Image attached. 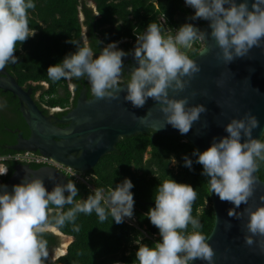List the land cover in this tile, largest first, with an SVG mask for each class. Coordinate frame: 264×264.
Listing matches in <instances>:
<instances>
[{"label": "clouds", "instance_id": "obj_1", "mask_svg": "<svg viewBox=\"0 0 264 264\" xmlns=\"http://www.w3.org/2000/svg\"><path fill=\"white\" fill-rule=\"evenodd\" d=\"M186 5L195 9L190 20L210 21V35L219 48L217 59L225 65L249 56L254 47L264 48V0H253L251 10L248 0L240 3L237 0H186ZM35 7L33 0H0V70L9 63H17L16 45L30 37L28 10ZM208 35L192 23H185L175 34L164 36L155 22L150 23L137 35L134 58L138 67L133 66L128 73L125 101L142 108L151 98L163 113L165 124L178 129L182 135L187 134L207 109L203 104L189 106L188 97L177 99L170 97L169 92L184 91L201 71L200 65L187 53L196 41H205ZM67 42L75 45L76 51L66 55L61 63L49 66V79L55 82L62 78L86 77L96 100L119 99L121 77L125 72L122 57L130 53L118 49L119 42H112L96 57L87 39L82 46L74 39ZM217 85L222 86L223 81H217ZM258 127L257 117L251 111L246 112L242 118H233L227 123L228 135L214 137L207 150L196 149L192 156L196 157L195 163L203 166L201 175L210 177V191L234 205L228 215L238 220L247 216V222L242 225L246 230V246H255L264 253V204L255 210L247 207L243 212L236 211L253 196L257 160L264 161V142L253 137ZM158 130L155 128V132ZM183 160L184 166L192 170L193 160L188 155ZM7 171L0 167V176ZM133 187L132 181L125 178L110 188L106 197L103 189L95 188L86 200H77L79 190L71 179L67 184L56 183L52 191L46 189L43 179L28 176L14 185L12 192L7 191V185H0V264H44L49 255L44 234L53 226L75 225L79 213L90 215L94 211L100 222L111 216L116 224L123 223L126 217L132 218ZM196 196L189 184L173 179L159 183L153 197L155 207L150 208L146 216L159 229L162 240L154 247L139 245L135 254L138 264H189L197 259L214 264L215 250L200 231L199 220L192 216ZM261 200L264 201V196ZM65 205L71 207L64 211ZM189 225L191 231H188ZM74 230L79 231L78 226Z\"/></svg>", "mask_w": 264, "mask_h": 264}, {"label": "trees", "instance_id": "obj_2", "mask_svg": "<svg viewBox=\"0 0 264 264\" xmlns=\"http://www.w3.org/2000/svg\"><path fill=\"white\" fill-rule=\"evenodd\" d=\"M33 2L36 5L35 9L28 10L30 37L23 43H17L15 55L18 61L15 64H7L5 69L19 85L28 82L46 83L45 88L40 85H36L35 88L42 89L40 99L42 101L47 99L46 104L49 105H67L70 102L74 104L82 84L89 87L86 77L71 80L62 78L53 82L47 75L49 66L61 63L66 55L76 51L75 45L67 41L74 39L83 45V27L86 28L88 45L94 53L99 54L101 43L112 42H120L118 47L127 50L125 52H131L134 50L137 35L142 34L150 23L155 22L161 27L163 22L170 28H179L192 21L189 17L195 15V9L187 6L186 0H33ZM90 2L94 4L95 10ZM204 21L198 19V25ZM203 46L204 41H196L188 54L189 57L197 55ZM69 81L75 83L74 96L68 88ZM2 94L7 99L14 96L9 91ZM14 100L17 101L15 97ZM17 105L15 103V106ZM14 111L17 112L16 119L9 121L2 116L0 120V135H10L9 139L0 138V154L13 152V148L7 147L18 141L16 134H12L13 129L21 128L26 137L24 130H27L28 125L23 115L21 117L22 112L18 111V108ZM260 139L264 142L262 135ZM147 148L149 156L143 160V152ZM194 150L196 148L184 136L164 135L152 129L123 137L115 146V150L102 155L97 165L88 172L94 174L90 180L92 187L103 189L105 197L110 188H114L125 178L132 181L134 187L131 191L135 201L132 218L136 224L127 223L125 220L116 224L111 216L105 222H100L94 211L90 215L79 213L75 225L66 223L59 227L65 234L74 236L67 254L54 261L47 259L44 264H138L135 254L139 245L154 247L162 240L158 228L155 234L148 232L150 219L139 209V199L154 200L155 189L165 179H173L194 188L197 196L192 204V216L199 220L202 234L208 236L213 227L214 213L205 176L201 175L203 166L195 163L196 157L192 156ZM185 155L193 160L192 170L184 166ZM171 159L175 160L174 167L169 166ZM4 164L9 166L10 176L13 163L5 161ZM257 164L256 173L264 181V161L257 160ZM133 166L141 172L133 171ZM9 176L4 179L7 181ZM76 186L86 193L84 200L94 191L82 184ZM69 207L71 206L65 205L64 211ZM144 209L149 211L148 203ZM75 226H78L79 231L74 230ZM188 231H191V225ZM45 236L54 240L48 233L44 234V239Z\"/></svg>", "mask_w": 264, "mask_h": 264}, {"label": "water", "instance_id": "obj_3", "mask_svg": "<svg viewBox=\"0 0 264 264\" xmlns=\"http://www.w3.org/2000/svg\"><path fill=\"white\" fill-rule=\"evenodd\" d=\"M240 2L243 0H237V3ZM252 2L253 0H248L250 10ZM188 23L199 26V29L206 31L209 35L204 41L203 48L191 58L200 65L201 71L184 91L178 94L171 90L169 92L170 97L174 96L177 99L188 97L189 106L203 104L207 109L201 114L200 120L193 123L187 134L182 135L178 129L165 124L163 113L159 111L158 105L151 98L142 108H136L131 102L125 101L126 85H120L119 99L111 101L107 98L86 101L82 85L76 107L60 120L56 119V121L72 119L71 124L65 129L54 127L48 121V117L52 116H44L28 95L31 89L28 88L26 92L2 69L0 73L5 74L7 78L0 77V89L18 97L19 109L30 130L29 138L25 139L17 134L19 137L17 144L7 147L13 150L37 151L78 171H83L92 168L107 151L114 150L113 145L119 135L128 136L147 132L150 128L159 129L157 132L164 135H182L196 149L203 152L211 146L214 137L228 135L225 131L227 123L233 118H242L249 111L259 121V127L254 129L253 137L260 139L264 130V48L254 47L249 56L237 58L225 65L223 61L217 59L219 48L216 47V42L210 35V21L205 20L201 25H197L196 20ZM163 30L161 33L164 36L175 34V31H167L166 26H163ZM204 50L206 51L202 54ZM122 58L123 61L131 59L130 64L124 65L125 73L131 72L133 66L138 67L137 61L133 58V52ZM128 65H131L130 69ZM221 80L223 85L218 86L217 81ZM24 104L28 110L23 108ZM79 150L81 153L78 156L72 155ZM14 168L16 171L3 184L7 185L8 192H12L13 186L21 183L26 176L43 179L48 191H52L56 183L63 185L68 182L65 175L50 167L31 170L27 168V165L17 164ZM254 175L257 179L254 194L248 204H242L236 209L237 212H243L247 207L255 210L257 206L264 204L261 200L264 196V181L256 172ZM205 180L214 213L213 227L207 236L208 243L215 250L214 264H264V253L255 246L250 248L245 244L246 230L242 229V225L247 222V216L239 220L230 217L228 212L234 205L220 200L210 191L208 185L210 177L205 176ZM151 205L155 207V200ZM156 229L157 227L149 222L148 232L155 234ZM189 264H208V262L197 259Z\"/></svg>", "mask_w": 264, "mask_h": 264}, {"label": "flooded vegetation", "instance_id": "obj_4", "mask_svg": "<svg viewBox=\"0 0 264 264\" xmlns=\"http://www.w3.org/2000/svg\"><path fill=\"white\" fill-rule=\"evenodd\" d=\"M93 9L95 10V7H94V4H90ZM96 13V11H95ZM194 21V20H192ZM191 22V21H190ZM196 24L198 25V22L196 20ZM163 26H166L164 25V23L162 22L161 23V27L160 28V31L163 32ZM167 27V31H175L178 29L176 27H173V28H170L168 26ZM82 35H83V38L84 40L87 39V36H86V28L83 27L82 29ZM120 43V42H119ZM119 43H118V46H119ZM136 43V42H135ZM108 44H104V43H101V49H103L104 47H106ZM118 49L120 50H123V51H127V50H124L122 47H118ZM133 52V58H134V50H132L131 52H128V53H132ZM190 51H188L187 54H189ZM98 53H95V56L98 57ZM95 58V57H94ZM135 59V58H134ZM123 60V58H122ZM126 64H130L131 63V59L128 58L126 60L123 61V67L124 65ZM128 68L130 69L131 68V65H128ZM3 71L8 74L9 76L13 77L5 68L3 69ZM124 71L126 72V69L124 68ZM123 73L122 77H121V84L120 85H125L127 83V80L129 79V75L128 73L130 72H127V73ZM0 77L2 78H7V76L3 73H0ZM14 78V77H13ZM85 79V77H84ZM16 81V80H15ZM68 88L71 90L72 92V95L74 96L75 94V83L73 81H69L68 83ZM89 84V87L87 88L85 85H83L84 87V94H85V100L86 101H90L92 99H94V97L91 95V85H90V82L88 83ZM36 85H40V86H43L44 88L47 86L46 83H34V82H28L24 85H20L26 92L28 90V88L31 89V92L28 94L30 96V98L32 99L33 103L37 106V108L42 112V114L46 117L48 116H52V117H48V121L50 123H52V125L54 127H57V128H60V129H65L67 128L71 122H72V119H68L66 121H56L57 120H60L62 116H66L67 114H69L77 105V102H78V99H79V96H80V93L82 91V86L80 87L79 89V93L77 95V98L75 100V103L72 104V102H70L69 104L67 105H49V104H46V101L47 99H44V101H42L40 98L41 96V93H42V89L41 88H35ZM2 91V90H1ZM4 91L0 92V120H1V117L3 116V118H6L8 119L9 121H12V119H16V114L17 112L14 111V109H17L18 108V111H21L19 109L20 107V102H19V99L17 96L14 95V97L17 99V101L14 100V97L13 98H10V99H7L2 93ZM89 94V95H88ZM15 103H17L18 105L15 106ZM23 108L26 110H28V107L24 104L23 105ZM21 114V113H20ZM21 117H22V114H21ZM152 129V128H150ZM149 129V130H150ZM18 130V132H17ZM148 130V131H149ZM154 130V129H152ZM16 134V140L19 139V137H17V134L22 136V138H29L30 137V130L27 126V130H24V134H26V137L25 135H23L22 131H21V128H16L12 130V134ZM136 134V133H135ZM10 135L9 134H5L3 136L0 135V138L1 137H4L5 139H9ZM127 135H119L117 137V140L115 142V144L113 145V149L115 150V146H117V144L120 142V140L125 137ZM129 136V135H128ZM57 141H60V140H57ZM18 142V141H16ZM16 142L12 143V144H9L7 146H13L15 144H17ZM11 149V148H9ZM149 149V148H147ZM13 150V149H12ZM114 150H109L107 151L106 153L108 152H111V151H114ZM15 151V150H13ZM18 151H23V150H18ZM147 150H145L143 152V160L144 157H145V153H146ZM37 152V151H35ZM10 153V152H8ZM81 153V150H79V152H73L72 155H79ZM7 154V153H5ZM99 160V159H98ZM9 162H12L13 165H12V171H11V174L10 176L14 173V171H16V169L14 168L15 165H27V168L28 169H31V170H38L40 169L41 167H50V168H53L52 166H49V165H45V164H36V163H31V162H24V161H14V160H7ZM98 161L96 162V164L93 166L95 167L97 165ZM175 164L173 165H170L169 163V166L170 167H174ZM92 167V168H93ZM3 168H6L8 169L7 171V174L4 175L3 177V181H2V185L6 182V180L4 178H6L7 176H9L8 174L10 173V168L8 165L4 164L3 165ZM92 168L90 169H87V170H83V171H79L80 173L90 177V179L92 180L93 177H94V174L93 173H89L88 171L91 170ZM54 170L58 171L57 169L53 168ZM133 171H137V172H141V170L137 169L136 167H132ZM77 170V169H76ZM60 172V171H58ZM61 173V172H60ZM62 175H64L63 173H61ZM9 176V178H10ZM67 179V181L69 180L67 177H65ZM77 184V183H75ZM77 185H80V184H77ZM78 195L76 197L77 200L79 199H84L86 197V193H84L81 189L78 188ZM65 195H69L68 192H65ZM154 200L152 201H146L145 199H139V209H141V211H143L145 214L147 213V211L144 209L145 208V205L146 203H148V205L150 206V208H153L151 203L153 202ZM128 223V222H127ZM50 236H52L54 238V240H51L49 239V237L45 236V239H49L47 240V249H48V260L49 261H54L56 260L58 257L60 256H63L65 254H67L68 252V247L69 245L74 241V236L72 235H68V234H65L62 230H60V228H57L55 226H53L48 232Z\"/></svg>", "mask_w": 264, "mask_h": 264}, {"label": "built area", "instance_id": "obj_5", "mask_svg": "<svg viewBox=\"0 0 264 264\" xmlns=\"http://www.w3.org/2000/svg\"><path fill=\"white\" fill-rule=\"evenodd\" d=\"M7 160H14V161H24V162H31L36 164H45L52 166L53 168L57 169L61 173L65 175L68 179H71L74 183L82 184L87 188L94 190L90 183V177L80 173L78 170L74 169L71 166H68L64 163H61L51 157L46 155L32 152V151H13L7 154H0V167L3 168V164ZM3 176H0V185H2ZM126 222L130 224H136L133 218H125Z\"/></svg>", "mask_w": 264, "mask_h": 264}, {"label": "rangeland", "instance_id": "obj_6", "mask_svg": "<svg viewBox=\"0 0 264 264\" xmlns=\"http://www.w3.org/2000/svg\"><path fill=\"white\" fill-rule=\"evenodd\" d=\"M90 4H92V2H90ZM148 156H149V149H147L144 159L148 158ZM173 164H175V160L171 159L170 160V165H173Z\"/></svg>", "mask_w": 264, "mask_h": 264}]
</instances>
